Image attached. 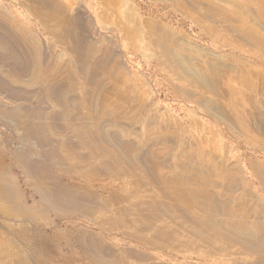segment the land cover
Returning a JSON list of instances; mask_svg holds the SVG:
<instances>
[{
    "label": "bare ground",
    "instance_id": "bare-ground-1",
    "mask_svg": "<svg viewBox=\"0 0 264 264\" xmlns=\"http://www.w3.org/2000/svg\"><path fill=\"white\" fill-rule=\"evenodd\" d=\"M78 1L15 0V24L0 23V264H124L125 253L136 264H171L158 252L264 264V161L212 156L200 145L207 135L198 144L181 128L212 120L263 154L264 102L246 108L264 71L177 37L136 0L116 10L110 0L103 15L93 5L96 19ZM151 1L183 14L204 8L201 19H223L233 38L264 54V37L253 33L264 0L252 20L249 4L230 3L241 16L233 20L212 0ZM95 26L109 38L97 39ZM131 48L154 79L129 59ZM163 97L190 119H175Z\"/></svg>",
    "mask_w": 264,
    "mask_h": 264
},
{
    "label": "rangeland",
    "instance_id": "rangeland-1",
    "mask_svg": "<svg viewBox=\"0 0 264 264\" xmlns=\"http://www.w3.org/2000/svg\"><path fill=\"white\" fill-rule=\"evenodd\" d=\"M67 2V5H70L72 8H75V6L77 5V3L79 2L78 0H65ZM215 1L214 3L218 6V7H223L222 9L227 13V11L230 13V17L234 20L236 18L241 19V16L239 15H235L236 12L233 11V5L234 4H230V3H236V4H241V5H246L249 4V6H251V10L253 12V14L249 15L250 20H252V18H255V15L257 13V9H258V0H212ZM224 1V2H223ZM232 1V2H231ZM260 1V0H259ZM92 2V3H91ZM110 0H82V3L86 6L87 8V15L93 17L94 19H96V16L94 14L93 9V5L94 8H98L99 11H101V15L105 14L108 10V8H111L110 6ZM122 0H115V7H113V9H118L119 6L122 4L121 3ZM204 2V1H203ZM247 2V3H246ZM136 3L140 4L138 5L140 8L143 9L144 12H146V10H153V14L156 18H158V20H160L165 26H169L172 27L173 30H175L176 32V36L179 38H183L186 40H189L190 42L199 45V46H203L207 49H210L214 52H217L219 55H230V58H233V60H236V58H239V64H240V68L241 67H246V70L249 71L250 73H254L257 70H261L264 71V54L258 52V53H253L252 51H249L250 48L252 49V47L247 46L244 42H240L239 40L235 39L232 37V35L227 31V29L224 27V20L221 18H217L214 20V22L211 23V20L209 21H205L206 17L202 16L201 19V15H203L204 12V8H200V11L198 13H192V11H187V4L186 3H182L180 6L183 9H186V14H183L182 12H179L180 9H176V6L171 5V3H167V2H153L151 0H136ZM206 4H209L208 1H205ZM3 4H8L9 7H11V11L13 13L12 16H10L8 13H6L5 10H3V8L1 6H3ZM0 23H5L6 24H10L12 26V24H15L14 22V17H15V0H0ZM181 9V10H183ZM185 12V10H183ZM3 13V15H2ZM103 13V14H102ZM228 14V13H227ZM8 15V16H6ZM196 17L198 18V21L195 22L194 18ZM240 17V18H239ZM4 18V19H3ZM199 18L201 20H199ZM248 18V19H249ZM13 19V20H12ZM114 18H112L113 20ZM261 24L262 26H264V19H261ZM262 26H258L256 28L253 29V33H255L258 36L264 37V30ZM97 27V33L98 36L96 37L97 39L100 38V36H107L109 38V35H111L110 32H107L103 29H101L99 26H95ZM206 29L207 32H204V30ZM95 30V32H96ZM203 30V31H202ZM223 30V31H222ZM212 31H216L220 37L217 39V41H214L212 39V36L209 35V32ZM225 31V32H224ZM224 33V34H223ZM102 34V35H101ZM231 36H230V35ZM45 40L47 41H51L50 37L47 36V34L44 35ZM108 38H104L102 40V44L104 45V47L106 48H112L113 44L111 42V40H108ZM228 39L227 41L234 43L236 46L238 45L241 50H234L233 47H224L223 42L226 41L224 40ZM108 41V42H107ZM230 44V43H229ZM227 45V44H226ZM57 49H62V47L57 44ZM128 57L130 60L133 61V64L135 66H137L138 68H140L143 71L148 72V74H150L151 78L154 79V77L156 76V72L155 69L151 66L145 65V61L143 59H140L139 56L137 55L136 52H134L131 49H128L127 51ZM263 58V59H262ZM245 69V68H244ZM157 78L158 81H160V85L155 84L154 87H156L157 89L159 88V90L161 91L160 95H165L166 92V87L164 85H162V79L160 76H158L157 74ZM264 79V75L259 78L258 81H254L253 82V94H256V99H254V103H252L251 105H249V107H247L246 109H251V106H253V104H260L262 102H264V81H262ZM263 82V86L261 84V82ZM142 93H144V91L140 92V94L137 93L138 98L140 99V103L144 105H146V109L144 111V113L146 114V112L148 111V108L150 107V104L146 103V100L144 98V96L142 97ZM142 94V95H141ZM141 97V98H140ZM142 99V100H141ZM164 101H162V104L165 106H169V107H173L172 109L175 111L174 113V118L178 119V117L182 118L183 116L189 115L188 109L185 110H181L180 106H182L181 103L175 102L173 101L174 99H171L170 97L166 98L163 97ZM144 100V101H143ZM161 111H165L164 108L161 109ZM189 116H186V118L189 120ZM192 118V117H191ZM203 124L202 126H197V127H189L190 125L187 123H185L183 126H181V128H183L187 135V139H191L192 141H194L195 143H198V141L200 140L199 138V133H202L204 135H207V144H200L202 149H205V151L207 153H209L212 156H216L217 157H227L228 159H230L231 161H237L238 159H242L243 162H247L249 160L250 157H254L255 161H264V153H260L257 150H251L248 147H246V145L243 143L242 139H239L237 141V139L235 137H232L230 135V131H228V129H226L223 125L218 124L217 122H214L212 120H207V119H202ZM188 122V121H187ZM205 124V125H204ZM204 127V128H203ZM188 128V129H187ZM223 129V138H220L219 136H217L219 134V130ZM180 130H178V133H180ZM201 141V140H200ZM213 141V142H212ZM218 143V144H217ZM239 143V144H236ZM199 144V143H198ZM212 144V145H211ZM221 153V155H220ZM239 155H241L239 157ZM31 198V197H30ZM34 200V197H32L31 201ZM30 201V202H31ZM65 251V249H63ZM124 249H122L121 252H123ZM146 252H148L149 254H154L153 251L146 249ZM173 257H167V255H165V253L163 252H158L155 255V258H159L162 261L168 260L171 262V264H177L179 263H185L186 264H202L199 263L198 259L196 258H191V259H186V258H182V257H178L176 253L170 252ZM153 255V256H154ZM42 258H47L45 257L44 254H41ZM124 257V264H136L137 259H132V256L128 255V254H123ZM226 258V257H225ZM241 260L243 261H250L251 258L249 257H240ZM235 261L234 257H228L226 258V261ZM123 261V262H124ZM143 262V261H142ZM142 264H147V263H142Z\"/></svg>",
    "mask_w": 264,
    "mask_h": 264
}]
</instances>
